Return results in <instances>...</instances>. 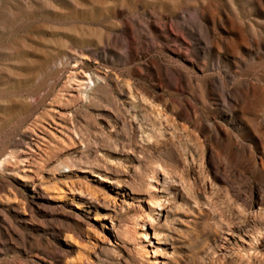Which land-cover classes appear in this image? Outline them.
<instances>
[{"label": "rangeland", "instance_id": "rangeland-1", "mask_svg": "<svg viewBox=\"0 0 264 264\" xmlns=\"http://www.w3.org/2000/svg\"><path fill=\"white\" fill-rule=\"evenodd\" d=\"M263 163L264 0H0V264H264Z\"/></svg>", "mask_w": 264, "mask_h": 264}, {"label": "bare ground", "instance_id": "bare-ground-1", "mask_svg": "<svg viewBox=\"0 0 264 264\" xmlns=\"http://www.w3.org/2000/svg\"><path fill=\"white\" fill-rule=\"evenodd\" d=\"M87 77H89V76H87ZM100 79V78H99ZM91 81H92V79H90ZM85 79L84 78H81V83L83 82L84 84H85ZM97 81H99V80H97ZM101 81V80H100ZM88 82H89V80H88ZM87 82V83H88ZM82 83V84H83ZM97 83V82H96ZM99 83V82H98ZM97 83V84H98ZM85 86H87V85H85ZM84 86V87H85ZM193 108V107H192ZM196 111L197 110H193L192 112H186V116H187V118H188V120L189 121H193V117H194V121H193V123H194V125H195V128H196V132H198L199 133V135H201V136H203L206 140H210L212 137L211 136H209L208 135V133H206V131L204 130V128H203V126H202V119L201 118H198V116H200V115H196ZM198 114V113H197ZM209 120V119H208ZM215 127V126H214ZM212 129V128H211ZM217 129V128H216ZM210 130V129H209ZM218 131V130H217ZM228 132V131H227ZM227 134H229V132L227 133ZM211 135V134H210ZM200 137V136H199ZM221 137V135L220 134H216V135H214L213 136V138L215 139V140H219V138ZM227 137V136H226ZM203 139V138H202ZM199 140V139H198ZM212 140V139H211ZM169 141L171 142V143H174V141H173V139H169ZM200 141H202V140H200ZM239 145H240V143H239ZM26 160V159H25ZM28 161V160H27ZM263 161V160H262ZM23 164H24V162H23ZM264 164V163H263ZM263 166V165H262ZM23 168H24V170L23 171H25V172H31V169H30V167L29 166H23ZM161 169V168H160ZM164 171V170H163ZM165 172V171H164ZM161 174H163L162 172H161ZM164 176V182L162 183V184H167L168 183V177L165 175V174H163ZM163 187V186H162ZM156 190V189H155ZM158 190V189H157ZM150 203V202H149ZM162 205H163V203H156L155 205L154 204H152V203H150L149 204V207H150V210L152 211V212H157V211H160V216H161V210H162ZM153 220L151 219V222H152ZM141 230L143 231V233H142V237H143V239L145 240V242H152L151 241V239H155V240H159V237L161 236L160 234H159V232H157V230L156 229H153V228H151L150 226L148 227V225L147 224H145V223H142L141 224ZM151 232H152V234H151ZM152 235V236H151ZM254 236V235H253ZM252 237V236H251ZM242 238V237H241ZM251 239V238H250ZM252 241V240H251ZM250 241V242H251ZM157 242H159V241H157ZM249 242V243H250ZM251 245H252V242L250 243ZM249 244V245H250ZM151 247H153L154 248V254H156V247L152 244V243H150L149 244ZM248 245V244H247ZM253 246V245H252ZM242 247V246H241ZM242 249V248H241ZM251 249V248H250ZM243 250V249H242ZM159 251V250H158Z\"/></svg>", "mask_w": 264, "mask_h": 264}]
</instances>
